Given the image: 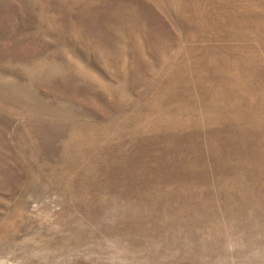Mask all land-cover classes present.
<instances>
[{"label":"rangeland","instance_id":"rangeland-1","mask_svg":"<svg viewBox=\"0 0 264 264\" xmlns=\"http://www.w3.org/2000/svg\"><path fill=\"white\" fill-rule=\"evenodd\" d=\"M0 264H264V0H0Z\"/></svg>","mask_w":264,"mask_h":264}]
</instances>
